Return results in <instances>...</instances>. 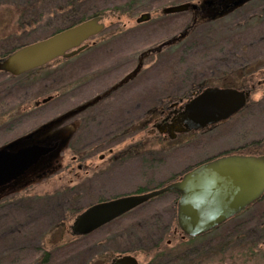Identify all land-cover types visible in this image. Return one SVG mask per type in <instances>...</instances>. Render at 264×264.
Segmentation results:
<instances>
[{
    "label": "rangeland",
    "instance_id": "rangeland-1",
    "mask_svg": "<svg viewBox=\"0 0 264 264\" xmlns=\"http://www.w3.org/2000/svg\"><path fill=\"white\" fill-rule=\"evenodd\" d=\"M201 1L80 0L69 8L68 0H0V58L81 17L101 16L105 25L78 54L23 73L34 78L27 99L51 97L45 105L36 109L31 104L28 115L11 105L0 111V147L47 119L53 123L50 140L71 133L68 147L53 154H61L62 167L24 193L34 197L31 208L12 205L10 198L0 202V264H109L118 254L148 264L153 258L149 247L160 235L166 246L160 264H180L176 255L182 252L183 264H264V194L195 237L183 236L177 227L175 191L150 199L82 241L68 228L91 204L160 188L202 162L230 154L264 155V0H249L237 11L199 21L184 39L143 55L180 34L192 17L191 9L163 14L164 7ZM223 6L205 11L214 15ZM142 13L150 19L136 23ZM180 45L188 50L181 65L175 56ZM125 77L129 80L122 85ZM0 80L4 103L3 97L15 93L6 90L12 81ZM206 87L248 89L250 94L239 112L215 125L172 139L158 131L173 103ZM95 98L101 99L91 103ZM72 155L77 162H70ZM79 163L86 167L77 170ZM95 165L100 167L96 171ZM187 241L182 250L179 244ZM66 244L69 249H63Z\"/></svg>",
    "mask_w": 264,
    "mask_h": 264
},
{
    "label": "water",
    "instance_id": "water-1",
    "mask_svg": "<svg viewBox=\"0 0 264 264\" xmlns=\"http://www.w3.org/2000/svg\"><path fill=\"white\" fill-rule=\"evenodd\" d=\"M249 0H202L186 2L162 9L163 14L188 9L207 10L215 4L223 9L212 17L221 16L244 5ZM150 19L142 13L136 23ZM105 25L101 16L85 19L50 36L20 46L0 58V71L19 75L41 67L58 57L69 58L83 51L87 41L99 34ZM250 90L231 87H206L194 92L176 111L168 123L157 125L159 132L175 138L179 133L198 131L227 120L247 102ZM51 97H46L47 101ZM95 98L91 103L97 101ZM32 133L21 138L30 139ZM69 131L46 143H32L12 150L17 141L0 148V186L20 177L41 157L56 152ZM178 194L176 223L183 236L195 237L218 227L264 194V155L230 154L202 162L185 172L178 180L150 191L102 200L79 212L71 224L72 236H85L123 214L166 192ZM109 264H138L130 254H118Z\"/></svg>",
    "mask_w": 264,
    "mask_h": 264
},
{
    "label": "flooded vegetation",
    "instance_id": "flooded-vegetation-1",
    "mask_svg": "<svg viewBox=\"0 0 264 264\" xmlns=\"http://www.w3.org/2000/svg\"><path fill=\"white\" fill-rule=\"evenodd\" d=\"M9 54V53H8ZM6 56V55H5ZM4 57V56H3ZM2 58V57H1ZM0 79L4 77L7 78V80L10 82L12 81L10 86L6 87L7 91H11L10 93H8L10 96L15 93L14 97H11L10 99H6L4 98V103L0 102V111H3V107L6 108V106H13L12 109H19L21 111H23V113L25 114H29L31 110L27 111L30 108L31 104H34V107L37 109L40 106L45 105V103L47 101H43L44 98H42L41 100H33V99H27L28 94L32 91V89L34 88V78H32L31 74H19V75H12V74H7L0 71ZM23 80H21L22 78ZM21 78V79H20ZM46 77H43L41 79H45ZM40 79V78H39ZM38 80V79H37ZM129 79H127V77L122 79V85ZM0 85L3 86V81L0 80ZM116 87V86H115ZM114 87V89H116ZM118 88V87H117ZM100 100V99H98ZM181 100V99H180ZM180 100H178L177 102L173 103V107L171 110V113L166 114L165 118H163L164 123H168L173 116L175 115V111L183 105V102H181ZM20 105V108H19ZM1 113H0V119H1ZM9 116V115H6ZM53 126V123L50 119L47 120H42L41 122H38L37 126L34 129H31L30 131H28L26 134L24 133L22 136L19 137H15L13 139H11L10 141L4 143L3 145H1L0 148L8 145L9 143H12L14 141H17L18 144H16L12 150H16L18 148L21 147H25L27 145H30L32 143H46L51 141L50 138L52 136L51 133V127ZM32 133V137L30 139H23L21 140V138H23L24 136L28 135ZM186 134L189 132H185ZM181 134V133H179ZM178 135V134H177ZM69 139H70V135H68L67 139L61 143L60 146H62L63 150L66 149L69 145ZM112 150L109 149V153H111ZM53 153H49L43 157H41L39 159V161L32 166L31 168H29L28 170H26L20 177L10 181L9 183L0 186V202H2L5 198H10L11 200H15L13 204V201L11 202L12 205H16L19 207V205L23 206H27V208H31L30 203L31 201H34V197L30 196L29 194H24L27 190H31L34 189L35 186H39V185H43L45 180H48V178L52 175H54L58 169H60L62 167L61 162H59L61 154H59L56 158L53 157ZM105 159V156L101 153L99 155V160H103ZM77 155H72L71 156V163H75L77 162ZM108 161H111V159H109ZM86 167V165H82L81 163L76 165L77 170H82V168ZM99 165H95L93 167L94 171L98 170ZM103 169V168H102ZM69 172H72V167L70 166V168L67 169ZM75 177L77 176L76 173ZM80 177V176H79ZM70 181H73L72 179ZM22 193L23 197H18L17 194L18 193ZM16 195V198H13ZM25 195V197H24ZM10 204V203H9ZM244 210V209H243ZM241 212V211H240ZM239 213V212H238ZM238 213H236L235 215H237ZM234 215V216H235ZM234 216H232L231 218H233ZM230 218V219H231Z\"/></svg>",
    "mask_w": 264,
    "mask_h": 264
},
{
    "label": "trees",
    "instance_id": "trees-1",
    "mask_svg": "<svg viewBox=\"0 0 264 264\" xmlns=\"http://www.w3.org/2000/svg\"><path fill=\"white\" fill-rule=\"evenodd\" d=\"M78 1H80V0H68V3H67V7H69L70 8V6L73 4V7H76V3L78 2ZM68 8V9H69ZM239 8V7H238ZM238 8H235V9H233V10H235V11H237L236 9H238ZM232 10V11H233ZM192 12V17L189 19V23L186 25V27L184 28V30H182L181 31V33L180 34H178V35H176L175 37H173V38H171L170 40H168L167 42H165V43H162V44H160V45H158L154 50H146L144 53H143V55L146 53H150V51H155V52H158V51H160L164 46H168V45H172V44H174V43H176V42H178V41H180V40H182V39H184V37H186V35L189 33L188 31L189 30H191V28L197 23V22H199V21H208L209 19H212V15H209V13H206V11L204 10H202L201 11V9H199L198 11H191ZM203 12H205V13H203ZM231 12V11H230ZM227 13H229V12H227ZM227 13H225V14H227ZM224 15V14H223ZM222 16V15H221ZM221 16H215V17H221ZM82 19L80 20V21H82L83 19H84V17H81ZM63 29V28H62ZM61 30V29H60ZM56 32V31H55ZM53 33H54V31H53ZM17 48V47H16ZM16 48H14V49H16ZM14 49H12V50H14ZM11 50V51H12ZM184 51H187L188 52V50H186V46L185 45H180L177 49H176V52H175V56L177 57V63L178 64H180L181 65V63L184 61L183 59H184V57L186 56V53L184 52ZM9 53V52H8ZM8 53H6V54H3L2 55V57L3 56H5V55H7ZM145 54V55H146ZM172 55H173V53H172ZM141 56H142V54H141ZM158 70H159V68H158ZM172 71V70H171ZM135 73L137 74V70L135 71ZM160 72H156V73H152V74H159ZM112 88V87H111ZM114 90V88L113 89H110V90H107V92H105V94H102V95H109L110 94V92H112ZM101 96V95H100ZM99 99H101V98H99ZM96 102H98V100L97 101H95L94 103H96ZM140 192H143V190L142 189H138L137 190V193H140ZM150 201V200H149ZM147 202H145L144 204H142V205H145ZM141 205V206H142ZM140 207V206H139ZM129 213H126V214H123L122 216H120L119 218H117V219H115V220H113V221H111L110 223H108V224H106L105 226H110V225H114L115 223H116V221H118V220H121L123 217H126L127 215H128ZM157 225H159L158 223H157ZM241 226V225H240ZM90 236V234L89 235H87V236H83L81 239H79L78 241H82V239H85L86 237H89ZM162 236L163 235H160V239H155V241H154V244L153 245H151L150 247H149V249H151L152 251H153V258H152V260L150 261V263H148V264H160L159 263V257H160V255L163 253V251L165 250V247L166 246H164V245H161L162 244ZM192 238H190L188 241H190ZM188 241L187 242H182V243H180L179 245H181V247H184V248H182V250H187V244H188ZM163 249H162V248ZM162 249V250H160L159 251V249ZM63 249H69V245L68 244H66L65 246H64V248ZM151 250H148V251H151ZM159 251V252H158ZM182 255H185V253L184 252H182V254L181 255H176L177 257H178V261H179V263L180 264H183L184 263V261H185V259H183V258H181V256ZM176 257V258H177ZM44 261H45V259H46V254H45V256H44Z\"/></svg>",
    "mask_w": 264,
    "mask_h": 264
}]
</instances>
